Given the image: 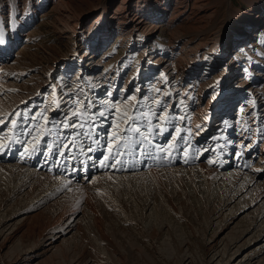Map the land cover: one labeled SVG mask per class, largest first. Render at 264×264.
Segmentation results:
<instances>
[{
    "label": "bare ground",
    "instance_id": "obj_1",
    "mask_svg": "<svg viewBox=\"0 0 264 264\" xmlns=\"http://www.w3.org/2000/svg\"><path fill=\"white\" fill-rule=\"evenodd\" d=\"M247 2L250 11L228 8L224 21L216 0H0V264H57L62 252L56 256V250L72 251L81 240L84 246L67 264H129L128 255L144 254L152 264H172L178 255L180 264H264V142L256 146L264 137V62L253 51L264 43L258 31L264 0ZM54 10L58 37L73 46L49 57L52 66L34 91L1 90L19 61L13 48L23 42L19 52L25 51L30 33L39 28L35 21ZM162 26L172 31L170 39L152 58L150 30ZM222 30L221 39L210 38L211 31ZM115 36L141 57L135 69L109 77L102 67ZM218 71L222 83L207 88ZM59 76L72 84L57 83ZM214 93L220 104L212 108ZM158 94L150 107L151 95ZM20 109L25 112L14 127ZM43 113L47 120L39 126ZM94 116L103 118L99 132L83 130L81 122ZM132 116L140 134L127 127V136L147 140L126 151L120 147L124 139L112 133L124 134ZM45 122L52 135H43ZM70 137H77L80 150L70 147ZM60 145L63 155L56 156ZM159 146L166 151H155L154 161L143 155V148ZM116 151L123 170L99 166L101 152ZM80 154L82 171L59 172L77 166ZM170 182L171 193L165 188ZM155 183L172 220L189 229L186 240L167 220L157 228L142 221L159 223ZM94 198L103 203L94 204ZM189 211L210 214L200 226L202 237L193 232ZM102 218L139 248L127 243L121 250L99 226Z\"/></svg>",
    "mask_w": 264,
    "mask_h": 264
},
{
    "label": "rangeland",
    "instance_id": "obj_2",
    "mask_svg": "<svg viewBox=\"0 0 264 264\" xmlns=\"http://www.w3.org/2000/svg\"><path fill=\"white\" fill-rule=\"evenodd\" d=\"M212 2H213V0H212ZM216 2H217V4H216L215 8H216V12H217L218 18L222 19V17L224 16V21H225V19L227 18L228 14H229L227 12L228 8H231L232 10H234L236 12L237 11L246 12V11H250L251 10L250 6L247 4L248 3L247 0H224V1L216 0ZM56 14H57V12L55 10L53 12L52 11H47V15H44V17H42V21H41L40 16H39V18L35 21V24H34L35 26H37L39 28H37V32L30 33L31 35L28 38L29 43L27 44L28 48L25 47L24 48L25 51L20 53L21 52V50H20V52H19V49H21V47L23 45V42H21L15 48H13V50H12L13 57H18L17 61L18 60L19 61H18V64H16V67H14L15 69L11 70V75H12V76L10 75L11 80H8L6 82L4 81V83H2L3 87L1 86V90L8 91V89H9L8 92L12 93V94H21L23 92H30L29 91L30 88H33V91H34L35 90V86L37 84H39L40 82L43 83L45 81V74H46V72L48 70V67L52 66V64H50L49 57L54 56V54H61L63 56V55L66 54V52L68 50L67 46H70V47L73 46L72 42H70L69 40H61L58 37V35H57L58 34L57 33L58 25L55 22L56 21L55 20V16H57ZM53 21L55 23H53ZM146 21L147 20H145V24H146L147 28L151 29V27L149 26L150 23L146 22ZM263 29H264V24L258 30L259 34L262 33V36H264V31L262 32ZM154 31H158V32H156V34L154 35V33H155ZM223 31L224 30L219 32V34H215V32L211 31L210 38L211 39H217V40L221 39V37H222L221 33ZM150 32L152 33L151 34V43H150L151 44L150 45L151 46L150 47V51H151L150 55L153 58V57L157 56L159 54L158 52H160V50L162 49L160 44L166 45L168 43V41L170 39V34H171L172 31L169 30L168 28L162 26L161 28H156V29L150 30ZM176 32L177 31H175L174 33H176ZM256 38L257 37H254L255 40H256ZM113 40H114V42H112L110 44V47L108 48L109 50L107 49L109 51V55L107 57V61L105 62L106 64H104V66L102 67V70L105 69L104 71L109 74V77L110 76L113 77L114 74H115V71H118V70H121V69L122 70H124L125 68L126 69L134 68L135 69L136 68V64L138 63V61L140 60V57H141V54H139V53L130 54L128 52L127 47H125L124 44L120 45V43H118L119 39H117V36H115L113 38ZM261 42H262L261 39H259L257 41L258 44H260ZM263 44L264 43L262 42V46L259 45L257 48H255L256 50L254 49L253 51H256V52L258 51V53L261 56L259 59L264 62V57H263L264 56V45ZM258 49H261V50L259 51ZM233 53H234V55L232 57H235L236 55H238L239 57L242 56V58H243L242 60H245V61L247 60V58L244 56V53H241V52H237L238 54L237 53L235 54V52H233ZM254 54L255 53L253 52V57H254ZM255 55L257 56L258 54L256 53ZM127 58L130 61L129 64L124 63L125 61H127ZM118 67H119V69H118ZM175 67H176V65H175ZM16 74H18V75H16ZM22 75H24V79L23 80H20V79L18 80V78L22 77ZM50 76H51V72L49 73V77ZM59 77L62 78L63 76H59ZM59 79L57 80V83L62 81L63 83H66V87H69V84H72V80L71 81H67V80H64L63 78L60 79V80ZM211 79L213 80V82H210L209 83V87H207V88H211L212 90L213 89L215 90L222 83L221 82V73H220V71L215 72L214 73V77L211 78ZM25 81H27V82H25ZM103 82H104V79H103V81L102 80H97V82H96L97 85L95 87L100 86ZM111 82H112V80H109L108 85L111 84ZM247 84H249V83H247ZM157 86H158L157 85V80H156V83L154 81L152 84L149 85V87L152 90H153L154 87L157 88ZM156 88H154V89H156ZM91 93H93V92L91 91ZM152 94H154V93L152 92ZM49 96L52 97L51 95H49ZM159 96H160L159 94H158V97L151 95V99H149V103L151 102L150 104L152 106L150 105V107L155 106L154 102L156 103L158 101V100L155 101V98L159 99ZM161 102H163V101L161 100ZM219 104H220L219 96L218 95L216 96L215 93H214V96L212 97L211 107L213 108L214 106H218ZM46 105L47 104H45L46 109H44L45 107H42L44 109L45 113H47L48 109L50 108V106H46ZM183 105L184 106L186 105L185 107L184 106L183 107L187 108V104L186 103H184ZM252 105L254 107L255 104H252ZM107 107H109V106H107ZM107 107H104L105 113L107 112V110H106ZM100 110H101V107H100ZM44 116H45V114L43 113L42 114V118L43 119L41 120V123H40L39 126H42L41 124H43V122L47 120V117L46 116L44 117ZM205 116L209 117L210 114H206ZM231 117H234V115L231 114V115H229V116H227L225 118H231ZM97 119H100V121H101L103 118L102 117H97ZM262 123L264 124V120H263ZM41 128L39 129V127H38L39 130L37 129L36 136H37V134H38V136H40L39 134H41ZM117 133H118V131H117ZM263 142H264V137L262 136L260 138V142L256 146L259 147ZM257 155L258 154L256 153V155L254 156V161L257 160ZM173 185L174 184L171 183V182L168 185L167 184L165 185V188L166 189L168 188L167 191L169 193H171L170 191H172ZM154 188H156L155 190H157V192L155 191V194L156 195L159 194L158 195L159 196L158 197L159 206L160 207L162 206L160 208L161 211L158 213V219H156L157 221H159V223L154 222V224H152L153 223L152 220H146V219H142V221L144 223H146V224H150L151 228H153V227L157 228V227H160V226H162L164 224V223L163 224H160V223H162V222L167 220L168 222H171V224L173 225V227H174L173 231L175 232V234L181 240L185 239L186 233H187V231H189V229H187L184 224H176L172 220V217L170 215L171 210L169 208L170 205L167 202L163 203V201H165L164 200L165 198H163L162 195H164V194L161 193V191L159 190V187L156 185V183L154 185ZM96 196H98V195H94V197H96ZM99 202L103 203V201H101V200L99 201V199L94 198V204L97 203V205H99ZM186 215L188 216L189 220H191V222L193 223V227H192L193 232L198 234L200 237H202L204 234L200 230V226L202 224H206L208 222V220L210 218V214L207 213V212H193V211H189V212L186 213ZM112 222L114 223L115 221H112ZM98 224L104 230L105 234H107V236H109L113 240V242H115L116 245L121 250L126 251L127 243L130 244L131 246H133L134 248H139L138 244H135V246H134V243H133V241L131 239L124 238V234L118 229V227H115V230H112V224L107 222V220L105 218H102L101 221ZM151 235H153L154 237H156L159 240L160 239L163 240L165 238V235L164 236H160L155 231H152ZM92 237H94V236L92 235ZM166 238H169V236L166 235ZM200 240H203V238L200 239ZM86 241L89 242V240H87V239H86ZM86 241H85V243H87ZM83 244H84V241L81 240V242H79L78 245H77L78 248L74 249L75 246H73L72 247L73 248L72 251L69 249V247H63V246L59 247L56 250V256L58 255V252H62V254H60L58 256V258H60L61 261H60V263H57V264H67L69 261L71 262V259L75 256L73 253L74 252H79L82 249V247L84 246ZM60 248H63V249L60 250ZM62 255L65 256L66 260L63 259ZM180 256L181 255H178L175 258H173L172 259V264H180ZM127 260L129 261V264H152V262L150 261V258H148V256H146L145 254H144L143 257H141V259H137V258L133 257L132 255H128L127 256Z\"/></svg>",
    "mask_w": 264,
    "mask_h": 264
},
{
    "label": "snow or ice",
    "instance_id": "obj_3",
    "mask_svg": "<svg viewBox=\"0 0 264 264\" xmlns=\"http://www.w3.org/2000/svg\"><path fill=\"white\" fill-rule=\"evenodd\" d=\"M2 43H4V41H3V39H0V44H2ZM109 106H111V105H109ZM133 107H134V105H133ZM99 115L104 116V113L100 112ZM143 118H144L143 116L140 117V119H143ZM157 118L161 119V117H157ZM134 122H135V118H133V123ZM13 123H15V122H13ZM69 126H73V125H69ZM129 127H131V126H129ZM32 131L33 130L30 129L28 131V134L31 135ZM136 132H137V134H140L139 129H136ZM158 134H162V133H158ZM112 136H113V139H116L117 132L113 131ZM146 140H147V137H145L143 140H140V141H131L130 138L127 136V133H125L124 140H123L122 144L120 145V147H123L126 151H130L132 143H137V144H140L142 146L143 143L146 142ZM28 151H29L28 148L24 149L25 153H27ZM33 151H35V149H33ZM92 151H95V149H92ZM155 151L164 152V151H166V149L162 146H159L153 150H150L149 148H143V155L145 157H147L148 159H151L154 161L156 159V157L154 155ZM23 154L24 153H22V155ZM133 154L135 155V153H133ZM60 155H63V153H60ZM101 156H103L102 160H100L98 158V163H99L100 167H103V168H117V167H119L121 170H123L125 168V161L123 159L118 158L120 156L119 151L111 152L110 155H104L103 152H101ZM110 161H111V163H110ZM136 162L139 163L140 161L137 160ZM95 166L96 165L94 164L93 167H95Z\"/></svg>",
    "mask_w": 264,
    "mask_h": 264
}]
</instances>
